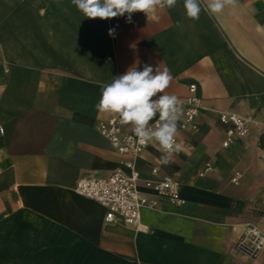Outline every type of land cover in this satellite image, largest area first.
Listing matches in <instances>:
<instances>
[{
  "label": "crops",
  "instance_id": "obj_1",
  "mask_svg": "<svg viewBox=\"0 0 264 264\" xmlns=\"http://www.w3.org/2000/svg\"><path fill=\"white\" fill-rule=\"evenodd\" d=\"M145 65L168 69L163 94L184 101L196 85L202 110L194 131L182 113L171 163L155 141L137 159L143 195L156 167L181 182L185 204L158 200L135 230L106 223L74 187L122 167L97 129L115 115L96 104L101 85ZM218 112L244 118L248 135L223 148ZM0 129V264H264L235 250L244 226L264 231V0L215 15L202 4L198 19L177 0L131 23L85 18L71 0H0Z\"/></svg>",
  "mask_w": 264,
  "mask_h": 264
},
{
  "label": "built area",
  "instance_id": "obj_2",
  "mask_svg": "<svg viewBox=\"0 0 264 264\" xmlns=\"http://www.w3.org/2000/svg\"><path fill=\"white\" fill-rule=\"evenodd\" d=\"M187 92L188 96L183 101L181 128L194 131L198 128L197 118L202 110V105L197 97L196 85H189ZM156 119L150 124L154 125ZM218 119L221 124L226 126L223 148H227L234 138H244L249 133L247 121L238 115L218 112ZM126 126H129V130H126ZM97 129L122 158V167L108 178H80L76 182L74 192L76 195L102 206L106 210L104 218L106 223L122 222L126 226L140 230L142 227L140 212L143 208H156L160 199L177 207L185 204L181 195V182L166 175L159 177V170L156 167L151 170V178L143 181V188L151 192L153 198H148L141 192L136 161L151 141L140 143L135 137L131 125H122L117 116L100 121ZM0 134H3L2 129H0ZM176 141L178 142L177 137ZM211 170V165L207 164L199 176L202 177ZM239 179L240 175L235 174L231 178V182L236 185ZM235 250L249 259L257 258L264 253V231L253 225L244 226L235 242Z\"/></svg>",
  "mask_w": 264,
  "mask_h": 264
},
{
  "label": "clouds",
  "instance_id": "obj_3",
  "mask_svg": "<svg viewBox=\"0 0 264 264\" xmlns=\"http://www.w3.org/2000/svg\"><path fill=\"white\" fill-rule=\"evenodd\" d=\"M237 0H184L186 15L198 19L205 4L210 14H219ZM177 0H71V4L85 18L107 20L127 14L132 22L135 12L150 13L156 9L172 8ZM116 28L108 35L115 37ZM172 77L168 69L159 70L145 65L142 70L130 67L124 74L113 77L111 83L101 85L96 109L118 117L122 125H131L140 143L155 141L160 145L161 161L168 165L174 153L182 150L176 141L177 122L183 113V101L175 95L163 94ZM158 117V119H156ZM156 119V123L150 122Z\"/></svg>",
  "mask_w": 264,
  "mask_h": 264
}]
</instances>
